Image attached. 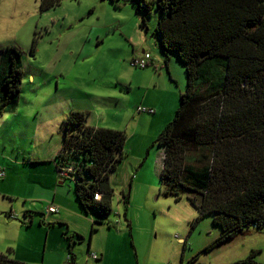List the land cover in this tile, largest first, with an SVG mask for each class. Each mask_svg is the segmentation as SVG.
<instances>
[{
	"label": "rangeland",
	"instance_id": "374dc122",
	"mask_svg": "<svg viewBox=\"0 0 264 264\" xmlns=\"http://www.w3.org/2000/svg\"><path fill=\"white\" fill-rule=\"evenodd\" d=\"M39 1L0 0V49H21L23 71L17 106L0 116V173H4L0 180V255L20 264H40L48 232L65 231L58 222L40 224L45 213L36 214L39 211L28 210L34 219L30 225L29 217L18 211L25 199L40 209L57 188L70 191L80 211L73 180L60 176L54 163L63 147L62 118L81 108L85 116L91 115V123L86 119L90 127L114 130L121 124L126 129L132 123L134 128L137 118L131 119V105L139 104L145 94L161 108H154V115L140 116L136 137L125 142L120 169L111 174L112 180L119 177L127 185L133 181L126 221L140 263L187 264L195 259V264H245L250 258L264 264V225L243 229L232 239L214 244L222 235L212 222L214 214L199 217L185 196L176 201L161 189V148L156 140L174 118L187 85L185 66L175 54H163L154 34L156 23L167 14L152 5L147 15L139 0H61L59 6L44 12L39 11ZM96 34L103 39L98 48L94 46ZM129 36L136 43L134 49L142 45V37L147 39L141 48L151 56V63L144 69L130 66ZM141 163L143 169H139ZM111 186L114 196L107 217L80 213L86 219H99L107 229L111 222L117 233L118 222L129 228L123 212L120 217L116 212L121 191L116 183ZM11 212L17 220L9 217ZM88 236L81 246L83 256Z\"/></svg>",
	"mask_w": 264,
	"mask_h": 264
},
{
	"label": "trees",
	"instance_id": "16d2710c",
	"mask_svg": "<svg viewBox=\"0 0 264 264\" xmlns=\"http://www.w3.org/2000/svg\"><path fill=\"white\" fill-rule=\"evenodd\" d=\"M60 2L40 0L39 11ZM139 2L147 15L152 5L167 14L156 23L154 34L163 54H175L187 75L180 106L156 140L163 153L161 189L176 201L185 196L199 217L214 214L212 222L222 230L214 244L251 226L262 227L264 0ZM35 51L34 41L32 56ZM21 54L15 46L0 49V116L17 106L23 81ZM61 126L63 147L54 163L71 169L80 209L107 217L114 196L109 177L123 158L125 134L90 127L85 114L77 111L69 112ZM96 194H101L99 200ZM121 201L126 212L129 192L120 193ZM69 254L67 264H74ZM244 263L256 264L250 258ZM0 264L20 263L0 255Z\"/></svg>",
	"mask_w": 264,
	"mask_h": 264
},
{
	"label": "crops",
	"instance_id": "0c3cea01",
	"mask_svg": "<svg viewBox=\"0 0 264 264\" xmlns=\"http://www.w3.org/2000/svg\"><path fill=\"white\" fill-rule=\"evenodd\" d=\"M18 1H21V0H10V2L12 3L18 2ZM136 35H135V38H137ZM138 36L140 37L141 35H138ZM129 41L132 47V56H129L130 62H131L132 59L143 54L144 50L143 48H141V46L142 47L145 46V44L147 43V39L146 37L144 39L142 37V45L137 49H134V45H136L134 38L129 36ZM102 43H103L102 37H99L96 34V38L94 39L95 48H98ZM30 80H34V78L30 77ZM131 82H133V80H131ZM123 88L124 90L129 89V88H125L124 85H123ZM121 94L125 96V94L123 93ZM142 97L143 98H140L139 104L133 103L131 105V108H132L131 109V116H132L131 119L134 118L135 120L137 118V123H136L137 126L135 125L134 128H132V123H128V127H126V129H123V128H120L121 124H119L118 129H114L116 131L123 132L126 136V140L128 139L132 140L136 137V133L134 132L138 131L139 123L142 120V118L140 117L142 114L136 113V110H135L136 106L139 105V106L148 107V108H158V109L161 108L159 106V103L154 101V98L149 99L148 96L145 94H143ZM93 108H96V107H93ZM71 111H74V110H71ZM76 111L84 113V110H81V108H78ZM125 112L127 113L128 110ZM85 117L86 119H88L89 123L92 122V118L90 114H88ZM103 126H105V124H103ZM107 129H111V128H107ZM125 150H126V147L123 148V151H122L123 154H125L124 152ZM158 164H159L158 170L160 173L162 169V151L160 155V162ZM118 166L120 169V165ZM139 166H140L139 169H143V163H141ZM132 178L134 179V177ZM109 182H110V185H112L113 183H116V185L118 186H115V187L117 189H120L121 193L122 192L125 193V190H128L129 192L131 188L133 190V187H134L132 183L133 181L132 182L130 181L129 185H127L126 182L124 180H121L119 177L117 179L112 180V175H110L109 177ZM1 190H2V185L0 181V191ZM3 194H6V193L3 192ZM7 195H12V194L7 193ZM74 195H75V192H74ZM72 197L73 195L70 193V191H62L61 189L54 188L52 189L51 201H47L46 204L42 208L38 209V208L33 207L35 203L34 202L30 203L28 202L27 199H25V202L23 203V205L18 209V211L22 214H24V212H31L28 210L39 211L41 212L40 214L45 213L42 215L43 218L40 221V224H42L43 221L44 222L48 221L49 223H54V224L58 222L59 227L65 226V231H63V228L60 227L61 229H59L57 233L48 232V234L46 235V241L43 246L44 252L42 253V261L40 264H65L66 256L69 253H71L73 256L74 264H141L138 250L136 249L135 244L133 243V240H131L132 239L131 227H130V223L126 221L127 212L124 211L125 208H124L123 203L121 204L118 202L120 209L117 210L116 212L119 217H120V213L123 212L122 216H124L125 223L127 224L128 226L127 228L129 229H126L125 226L121 222H118L117 224L118 231L116 233L113 229H111V222L108 225L109 229H107L106 227H104L103 223L93 224V220L95 222H101L99 219L92 218V217L91 218L89 217L90 219H86L85 217H83L80 213L81 209L80 211L78 210L77 206L74 204L75 202ZM129 203H130V200L128 201L127 209L129 207ZM52 204L58 207V212L55 213L57 214L55 217L53 216L51 217V215L53 214L47 213L48 207ZM70 217L75 219L73 223L70 222L69 220ZM33 221H34L33 217L29 218L30 225L33 223ZM87 236H88V240H87V245L85 247L86 256H83L82 255L83 248L81 246L86 241ZM129 240H130V243H129ZM181 241L182 239L180 240V242ZM114 242H116V245H114ZM33 249L35 250L36 248L33 247ZM92 254L97 255L98 258L95 260L89 258L88 256ZM47 258H48V262H46ZM195 261L196 260L193 259L191 262H188L187 264H195Z\"/></svg>",
	"mask_w": 264,
	"mask_h": 264
},
{
	"label": "built area",
	"instance_id": "2783aa9c",
	"mask_svg": "<svg viewBox=\"0 0 264 264\" xmlns=\"http://www.w3.org/2000/svg\"><path fill=\"white\" fill-rule=\"evenodd\" d=\"M151 63V56L148 54V53H143L142 55L138 56V57H135L134 59H132V61L130 62V66L134 69H144L146 68L147 66H149ZM136 110V113L138 114H154V109H151V108H147V107H143V106H137L135 108ZM162 157H163V153H162ZM56 165V164H55ZM58 172H59V175L64 177V178H70L72 179V176H71V169L70 168H58L56 166ZM4 178V173L1 172L0 173V179H3ZM100 196L101 194H96L95 195V199L96 200H99L100 199ZM58 212V207L56 205H50L48 207V210H47V213L48 214H55ZM9 217L13 220H15L17 217V215L15 213H11L9 214ZM88 256V255H87ZM89 258L91 259H97L98 256L95 255V254H92L90 256H88ZM71 260V256L70 254H68L66 256V262L65 264L69 263V261Z\"/></svg>",
	"mask_w": 264,
	"mask_h": 264
},
{
	"label": "water",
	"instance_id": "95a60500",
	"mask_svg": "<svg viewBox=\"0 0 264 264\" xmlns=\"http://www.w3.org/2000/svg\"><path fill=\"white\" fill-rule=\"evenodd\" d=\"M102 1H104V0H102ZM143 53H145V52H143Z\"/></svg>",
	"mask_w": 264,
	"mask_h": 264
}]
</instances>
